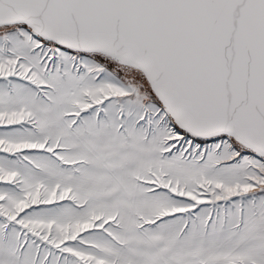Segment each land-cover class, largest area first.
Listing matches in <instances>:
<instances>
[{
	"label": "snow or ice",
	"instance_id": "obj_1",
	"mask_svg": "<svg viewBox=\"0 0 264 264\" xmlns=\"http://www.w3.org/2000/svg\"><path fill=\"white\" fill-rule=\"evenodd\" d=\"M0 264H264V0H0Z\"/></svg>",
	"mask_w": 264,
	"mask_h": 264
}]
</instances>
